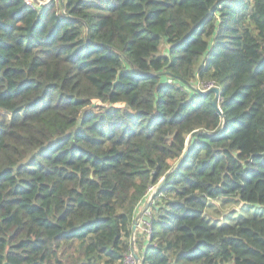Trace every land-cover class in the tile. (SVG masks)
I'll return each mask as SVG.
<instances>
[{
	"label": "trees",
	"instance_id": "1",
	"mask_svg": "<svg viewBox=\"0 0 264 264\" xmlns=\"http://www.w3.org/2000/svg\"><path fill=\"white\" fill-rule=\"evenodd\" d=\"M149 189L140 264H264L205 217L264 210V0H0V264H122Z\"/></svg>",
	"mask_w": 264,
	"mask_h": 264
},
{
	"label": "rangeland",
	"instance_id": "2",
	"mask_svg": "<svg viewBox=\"0 0 264 264\" xmlns=\"http://www.w3.org/2000/svg\"><path fill=\"white\" fill-rule=\"evenodd\" d=\"M51 1L52 0H40L39 2L43 4H49ZM196 88L202 89L203 86H197ZM3 115L4 118L5 115L8 118H10L9 114H3ZM152 194H153L152 191L146 194L144 201L140 204V206L136 210L137 214L142 210L145 203L151 198ZM220 199L216 201L214 200L208 201V207L206 208L207 210L205 212V217L209 222V224L212 226L221 228L223 226H231L238 224L248 218L264 217V210L256 205H247V204L244 205L241 202H239L237 198H231L230 200H223V198ZM141 218L138 220L134 218L133 225H135V230L132 231V234H135L136 246L138 248L144 246L141 242L142 240H147V235L143 230L144 227L142 226L143 218L142 219ZM137 239H140L139 242H137Z\"/></svg>",
	"mask_w": 264,
	"mask_h": 264
},
{
	"label": "water",
	"instance_id": "3",
	"mask_svg": "<svg viewBox=\"0 0 264 264\" xmlns=\"http://www.w3.org/2000/svg\"><path fill=\"white\" fill-rule=\"evenodd\" d=\"M34 2L38 3L39 5H46V4H43L37 0H33ZM195 91L197 93H204V91L200 90L199 88H194ZM206 93H213L214 94V98L212 100V105L213 107L215 108L216 112L219 113L221 115V111L219 109V106H218V102L220 100V91L216 88V87H212V88H209ZM187 152V148L184 150L183 154H182V157L181 159L179 160V162L175 165L174 169H177V167L179 166V164L181 163L182 159L184 158L185 154ZM168 177V175H166V177L163 178L162 181H160V183L157 185V187H159L162 182ZM152 198V196H151ZM151 198L146 202V204L144 205V207L142 208V210L136 215L135 219L138 220L142 217L144 211L147 209L148 207V204L150 203V200ZM135 230V225L132 226V231ZM138 258V257H137Z\"/></svg>",
	"mask_w": 264,
	"mask_h": 264
},
{
	"label": "built area",
	"instance_id": "4",
	"mask_svg": "<svg viewBox=\"0 0 264 264\" xmlns=\"http://www.w3.org/2000/svg\"><path fill=\"white\" fill-rule=\"evenodd\" d=\"M208 88H212V85H207ZM153 192V189H149L148 193ZM149 216L150 213L148 211V208L144 211L142 218V226L144 227L143 230L145 231L147 238L151 233V227H150V222H149ZM141 218V219H142ZM140 226V224H139ZM138 255L136 254L135 248H134V240L131 243L130 250L129 252L124 256V260L122 264H140V259L137 258Z\"/></svg>",
	"mask_w": 264,
	"mask_h": 264
},
{
	"label": "crops",
	"instance_id": "5",
	"mask_svg": "<svg viewBox=\"0 0 264 264\" xmlns=\"http://www.w3.org/2000/svg\"><path fill=\"white\" fill-rule=\"evenodd\" d=\"M146 204V203H145ZM136 215H137V213H136ZM140 240V239H139ZM137 242H139V241H137ZM142 242V244L145 246L146 245V240H142L141 241ZM144 246H142V247H140V248H138L137 246H136V242H135V245H134V248H135V251H136V254L138 255H141L142 253H143V250H144Z\"/></svg>",
	"mask_w": 264,
	"mask_h": 264
}]
</instances>
